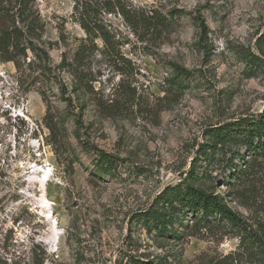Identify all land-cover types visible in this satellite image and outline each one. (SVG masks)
I'll list each match as a JSON object with an SVG mask.
<instances>
[{"label": "rangeland", "instance_id": "1", "mask_svg": "<svg viewBox=\"0 0 264 264\" xmlns=\"http://www.w3.org/2000/svg\"><path fill=\"white\" fill-rule=\"evenodd\" d=\"M134 3L183 16L155 37L106 14L117 34L115 49H107L100 39L84 41L75 0L38 1L42 45L52 65L65 57L76 64L78 77L68 70L60 76L69 91L75 82L81 88L72 93L70 113L57 88L48 93L62 112L53 110L57 138L44 122L41 83L0 59V264H213L237 248L238 238L225 229L194 228L189 211L166 235L147 225L144 213L186 177L207 129L264 112V63L249 57L264 59V0ZM199 12L209 27L203 38L191 17ZM172 62L196 76L183 92L166 90ZM82 105L77 123L73 114ZM97 150L115 156L113 169L103 170ZM217 156L208 167L199 157L200 174L207 169L211 176L207 188L251 223L264 218V158L234 182L230 153Z\"/></svg>", "mask_w": 264, "mask_h": 264}, {"label": "trees", "instance_id": "2", "mask_svg": "<svg viewBox=\"0 0 264 264\" xmlns=\"http://www.w3.org/2000/svg\"><path fill=\"white\" fill-rule=\"evenodd\" d=\"M39 0H0V59L3 62H13L20 71L30 70L36 81L41 84V95L47 106L44 122L52 137L62 135L59 130L58 119L53 110L62 112L54 107L48 93L57 88L66 102L67 112L74 110L73 94L78 95L80 84L75 82L72 89L61 79V71L68 70L78 77V67L75 63L63 58L60 65L51 63L50 52L43 43L44 22L38 8ZM75 15L85 31V42L94 43L100 39L105 48L115 49L117 34L107 20L106 14H118L137 35L162 36L171 30L179 18L183 16L181 10L175 9L164 13L156 8L140 7L134 0H75ZM193 22L199 27L201 37H207L209 27L201 12L191 15ZM85 45V44H84ZM83 46L79 47L76 56L80 55ZM252 62L263 64L264 59L256 54L249 55ZM173 73L168 78V88L183 92L189 88V81L195 79L194 73L180 64L171 63ZM81 87L82 84H81ZM78 97V96H77ZM85 106L79 108L78 114H73L77 123L81 122ZM75 115V116H74ZM206 142L201 145L195 163L186 177L176 185L167 186L158 196L153 207L144 213L147 225H153L160 235H166L174 227L185 212L192 213L193 227L198 229H225L238 238L235 250L216 260L213 264H264V218L251 223L240 212L229 206L225 199L207 188L205 181L211 176L207 169L200 174L199 157L203 156L207 167L219 158L222 153L230 157L227 166L232 167L234 182H240L255 172L260 158H264V112L252 117H245L239 121L227 122L213 126L205 132ZM85 150L86 143L76 133ZM233 147L236 150L233 151ZM244 148L249 161L245 158ZM97 162L103 170L115 167L117 159L106 151L97 150ZM235 159L246 162L234 163ZM105 167V168H104ZM229 182V180H225ZM214 187V186H212ZM172 235H178L177 231ZM135 264H162L153 260H136Z\"/></svg>", "mask_w": 264, "mask_h": 264}, {"label": "bare ground", "instance_id": "3", "mask_svg": "<svg viewBox=\"0 0 264 264\" xmlns=\"http://www.w3.org/2000/svg\"><path fill=\"white\" fill-rule=\"evenodd\" d=\"M50 175V174H49ZM49 175H48V177H49ZM44 181H46V180H44ZM45 183V182H44ZM42 184H43V182H42Z\"/></svg>", "mask_w": 264, "mask_h": 264}]
</instances>
